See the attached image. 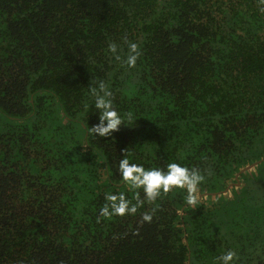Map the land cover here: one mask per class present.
<instances>
[{"label":"trees","instance_id":"1","mask_svg":"<svg viewBox=\"0 0 264 264\" xmlns=\"http://www.w3.org/2000/svg\"><path fill=\"white\" fill-rule=\"evenodd\" d=\"M124 37L141 51L127 70L108 51L123 58ZM99 81L125 117L107 137L87 134ZM124 157L200 170V203L173 189L98 220L105 193L144 199ZM229 249L264 264V0H0V264H217Z\"/></svg>","mask_w":264,"mask_h":264},{"label":"clouds","instance_id":"2","mask_svg":"<svg viewBox=\"0 0 264 264\" xmlns=\"http://www.w3.org/2000/svg\"><path fill=\"white\" fill-rule=\"evenodd\" d=\"M127 44V53L122 58L118 52L116 43L108 45V51L119 61L121 67L126 69L134 68L141 55L138 43L123 38ZM94 98V108L98 111V123L87 125V134L93 137H107L112 132L119 129L124 123L125 117L118 113L113 106L112 92L106 87L103 81H99L96 87L91 89ZM127 119L131 120V114H127ZM120 179L129 186L131 190H142L144 199L141 200L140 193H135V203L127 199L124 192L105 193V204L99 210L98 220L102 218L111 219L116 216L134 215L138 207L145 202L152 203L162 194H167L173 189H183L186 192L185 202L189 207H194L200 203L199 186L205 176L196 168H188L177 162H169L166 168H145L143 164L130 163L128 157L119 160L117 168ZM153 208L150 212H145L142 216L144 222H151L155 212ZM236 252L229 249L216 257L217 264H233Z\"/></svg>","mask_w":264,"mask_h":264},{"label":"water","instance_id":"3","mask_svg":"<svg viewBox=\"0 0 264 264\" xmlns=\"http://www.w3.org/2000/svg\"><path fill=\"white\" fill-rule=\"evenodd\" d=\"M261 160H262V159H259V160L255 161V162H253L252 164H250V165H248V166H245V167L242 169V171L247 170V169H250V168H253V167H254L257 163H259ZM236 177H237V175H236Z\"/></svg>","mask_w":264,"mask_h":264}]
</instances>
